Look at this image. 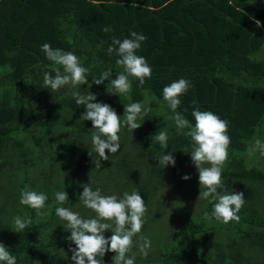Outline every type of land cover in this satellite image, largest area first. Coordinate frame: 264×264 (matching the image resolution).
Wrapping results in <instances>:
<instances>
[{
    "label": "trees",
    "instance_id": "trees-1",
    "mask_svg": "<svg viewBox=\"0 0 264 264\" xmlns=\"http://www.w3.org/2000/svg\"><path fill=\"white\" fill-rule=\"evenodd\" d=\"M105 26L112 30L102 31ZM132 31L147 37L137 55L147 60L152 76L143 87L130 77L129 99L110 94V81L95 85L92 78L109 68L112 78L123 71L117 53L107 50L113 38H131ZM46 42L80 58L90 69L80 91L94 93L96 102L109 104L122 119L125 104L152 108L138 121L140 128L121 129V148L115 154L106 150L108 160L94 150L92 122L79 119L85 108L75 103L71 86L43 88V74L52 65L41 51ZM0 67V243L17 264L71 260L75 245L66 239L70 232L55 208L75 211L79 202L81 216H95L79 200L80 185L89 182L104 195L140 192L148 211L139 235L151 240V249L145 258L134 247L135 264H264V156L247 151L255 138L264 142V0H0ZM180 78L191 87L180 97L178 112L193 125L196 107L229 122L222 178L227 191L246 199L238 223L203 218L213 205L199 199L198 178L179 193L196 196L197 205L190 201L180 215L166 218L162 188L192 161L183 152H191V140L177 133L163 99V88ZM159 130L169 133L167 149L152 139ZM169 153L175 166H158L157 159ZM79 168L76 185L73 173ZM25 185L48 195L44 211L50 215L37 216L19 203ZM57 191L68 193L67 205L56 203ZM25 214L32 225L13 231V217Z\"/></svg>",
    "mask_w": 264,
    "mask_h": 264
},
{
    "label": "clouds",
    "instance_id": "clouds-1",
    "mask_svg": "<svg viewBox=\"0 0 264 264\" xmlns=\"http://www.w3.org/2000/svg\"><path fill=\"white\" fill-rule=\"evenodd\" d=\"M255 24L260 27L261 21L255 20ZM111 30L109 26L102 29L104 32ZM130 37L122 41L113 38L107 50L109 55L114 51L117 53L119 59L116 63L123 67V71L112 78L113 73L109 68L103 71L99 78H92V83L95 85L110 81L107 89L114 90V92L108 91L110 94L124 95L129 99L133 87L130 77L139 81L138 87H143L146 79H151L152 76V68L147 60L137 55V51L147 37L135 31L130 33ZM41 51L52 62V65L48 66L51 70L43 74V88L55 92L64 86H71V96L75 103L85 108L79 119L92 122V146L100 159L108 160L109 155H106V150L115 154L121 148V129L127 128L128 131L133 132L140 128L141 123L138 121L143 120L152 108L143 102L125 104L122 119L109 104L96 102L97 97L94 93L85 94L80 91L79 86L89 83L87 78L90 69L83 66L75 53L53 48L47 42L41 46ZM190 87L191 82L185 78L173 81L163 88V99L172 110L173 115L169 119L174 120L177 133L191 140V152L189 153L187 148L183 152L190 154L198 171L199 199L206 200L213 205L211 213L205 212L203 218L209 221L215 219L224 224L232 221L238 223L241 219L239 213L246 199L242 192L227 191L222 178L231 144L228 135L229 122L211 111H201L196 107L192 111L195 120L193 125L178 112L177 109L181 104L180 97L187 93ZM152 139L158 142L163 149L168 148L169 133L167 130H159ZM247 151L249 156L256 152L264 156V142L255 138ZM157 160L158 166L162 168L168 165L175 166L176 163L171 153L162 154ZM190 178L189 175L182 177L184 180ZM80 186L83 192L79 195V200L85 208L92 210L95 216L83 217L70 207L55 208L56 216L66 223L70 232L66 239L75 245L74 248L69 249L72 253L73 264H105L104 256L107 252L115 254L112 257V264H135L137 254L133 252L134 247H137L139 254L146 258L151 249V240L147 236L139 235L147 222L146 213L148 211L140 192L132 190L131 192L124 191L121 196L104 195L100 187L94 189L90 182ZM48 199L46 193L30 190L28 185L20 190L19 203L36 210L37 216L51 214L50 210L44 211ZM68 200L66 191L55 193V201L58 205H65ZM32 223L31 216L17 215L13 217L12 230L21 233ZM105 232L112 234L106 238ZM0 264H17L16 256L10 253L3 243H0Z\"/></svg>",
    "mask_w": 264,
    "mask_h": 264
},
{
    "label": "rangeland",
    "instance_id": "rangeland-1",
    "mask_svg": "<svg viewBox=\"0 0 264 264\" xmlns=\"http://www.w3.org/2000/svg\"><path fill=\"white\" fill-rule=\"evenodd\" d=\"M2 68L0 67V71ZM54 175H58V173H55ZM189 175L191 178L189 180L182 179L183 176ZM73 177H75V183L74 184H80V168L76 169L73 173ZM198 178V171L193 164V162H188L183 169H178L175 173V175L167 181V184L165 187L162 188L161 196L165 197L164 200H166L167 204L169 205V212L166 214V218H169L170 220L175 218L174 216L180 215V212L183 211L185 208V205L189 204L190 201L192 203H195L197 205L198 199L193 196H187L186 198L181 197V193L184 192L185 189L191 187L194 185ZM180 193V194H179ZM78 195V194H77ZM196 200V202H195ZM67 205V204H65ZM80 205L79 202H77V205L75 206V211H79L76 208ZM165 225V224H164ZM115 254L112 252H107L104 257H108L107 262L112 261V257ZM139 258V257H138ZM107 263V264H108ZM47 264H53L51 261L47 262ZM63 264H73L71 260L65 259L63 261Z\"/></svg>",
    "mask_w": 264,
    "mask_h": 264
}]
</instances>
